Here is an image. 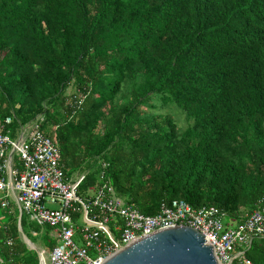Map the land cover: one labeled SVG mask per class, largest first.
<instances>
[{"label": "trees", "instance_id": "obj_1", "mask_svg": "<svg viewBox=\"0 0 264 264\" xmlns=\"http://www.w3.org/2000/svg\"><path fill=\"white\" fill-rule=\"evenodd\" d=\"M37 115L79 194L102 175L144 215L182 200L242 223L264 206V0H0V123ZM17 226L0 264H39ZM244 256L264 264V236Z\"/></svg>", "mask_w": 264, "mask_h": 264}, {"label": "built area", "instance_id": "obj_2", "mask_svg": "<svg viewBox=\"0 0 264 264\" xmlns=\"http://www.w3.org/2000/svg\"><path fill=\"white\" fill-rule=\"evenodd\" d=\"M10 122L7 117L0 123V208L12 213L8 198L13 196L18 220L23 215L39 228L31 230V236L48 229L55 244L49 251L39 249L45 264H102L121 247L176 226L200 233L219 264H251L244 253L254 237L264 236L261 202L234 225L215 207L194 209L182 200L162 204L153 216L144 215L118 197L102 175L99 185L79 194L84 175L65 177L59 150L42 128V115L20 125L15 137L3 131Z\"/></svg>", "mask_w": 264, "mask_h": 264}, {"label": "water", "instance_id": "obj_3", "mask_svg": "<svg viewBox=\"0 0 264 264\" xmlns=\"http://www.w3.org/2000/svg\"><path fill=\"white\" fill-rule=\"evenodd\" d=\"M23 244L36 252L39 264H45L38 248L21 232ZM102 264H219L212 245L187 226H176L156 231L121 247Z\"/></svg>", "mask_w": 264, "mask_h": 264}, {"label": "rangeland", "instance_id": "obj_4", "mask_svg": "<svg viewBox=\"0 0 264 264\" xmlns=\"http://www.w3.org/2000/svg\"><path fill=\"white\" fill-rule=\"evenodd\" d=\"M73 88L72 87H68L65 91L66 95L71 94ZM155 104L157 105L156 109L153 110V112H157V113H172L177 121L178 127L179 128H184L186 125V122L184 120V116L182 114H180L176 109L170 107V108H160V106L157 104V102H155ZM150 111V109H148ZM74 175L76 173H73ZM72 174V175H73ZM85 175V173H82V175ZM0 214H2V210L0 209ZM26 233V230H25ZM28 234V233H27ZM29 239L31 240V242L36 245L37 247H40L42 245L41 239L38 238H33L30 234L28 235Z\"/></svg>", "mask_w": 264, "mask_h": 264}, {"label": "crops", "instance_id": "obj_5", "mask_svg": "<svg viewBox=\"0 0 264 264\" xmlns=\"http://www.w3.org/2000/svg\"><path fill=\"white\" fill-rule=\"evenodd\" d=\"M0 197H2V194L0 193ZM8 202H9V205L12 207V213H8L6 210H4V209H1L2 210V214H0V224L2 225V224H4L8 219H9V217H11V216H13V217H16L17 218V222H18V218H19V211H18V207H17V205H16V202L14 201V197L13 196H11L10 198H8ZM27 220V219H26ZM28 222V221H27ZM29 223V222H28ZM229 225H234V224H236L237 223V221H234V220H230L229 222ZM30 224V223H29ZM17 229H18V227H17ZM20 229H21V227H20ZM30 231L31 230H29L28 231V233L30 234ZM21 232L23 233V231H22V229H21ZM19 233V232H18ZM24 234V233H23ZM25 235V234H24ZM31 235V234H30ZM26 236V235H25ZM27 237V236H26ZM33 237V236H32ZM19 238H20V240L22 241V239H21V237H20V234H19ZM28 238V237H27ZM33 238H38V236L37 237H33ZM29 239V238H28ZM30 240V239H29ZM31 241V240H30ZM23 243V242H22ZM36 246V245H35ZM37 247V246H36ZM38 248V250L40 249V248H42L41 246L40 247H37ZM38 257V256H37ZM39 261V260H38Z\"/></svg>", "mask_w": 264, "mask_h": 264}]
</instances>
